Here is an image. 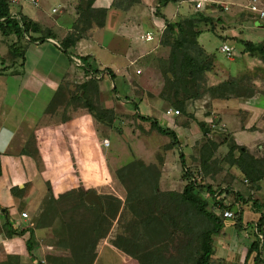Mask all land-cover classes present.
Here are the masks:
<instances>
[{"label": "crops", "instance_id": "crops-1", "mask_svg": "<svg viewBox=\"0 0 264 264\" xmlns=\"http://www.w3.org/2000/svg\"><path fill=\"white\" fill-rule=\"evenodd\" d=\"M27 1L31 3L29 0ZM112 1L94 0L92 8H102L108 11L111 8ZM138 1L142 7L145 2L155 1L157 7L158 0ZM69 2L60 0L61 9L68 11L67 14H72L68 15L67 22L61 20L59 22L53 21L50 19V15L42 10L31 14L30 18H23L20 16L21 12L13 8L12 14L18 13V18L23 19V21H30L32 26L33 24L40 26L35 31V37L32 36L34 30L31 27L28 35L20 40L21 45L25 46L22 61L8 52L5 39L12 35L7 37L0 35V215H3L6 219V223L0 222V247L4 252L5 258L9 259L8 264L36 263L34 255L31 252L28 253L22 245L26 239L22 238V236L7 237L4 233L6 224H9L11 229L16 232L31 227V224H29L28 227L20 229L19 224L24 220L19 217V204L23 205L24 203L27 204L26 202L28 201H35L47 191L54 197L52 187L43 169L40 152L46 149L51 152L57 151L54 130L61 132L63 145L66 148L65 151L71 161V171L74 172V176L83 186V189L73 196L93 191L100 201L97 192L99 191L101 196L118 201L120 209L125 207L124 200L126 195L124 194L122 199L121 196L114 194L113 186L116 183L115 180L118 182L112 176L115 170L109 171V166L106 161H103V158L108 154L113 141L111 138L114 126L121 128L123 134L129 135L126 132L128 131L127 129L131 128L127 125L122 127L123 122L115 121V119H121V116L125 115L126 112H133L134 114H131L137 120L138 114L152 118L159 127V122L162 123L165 129L174 133L176 147L184 146L187 149V146L189 147L193 142L192 140L200 136L202 138L200 140L201 143L203 139H206L203 129H210L211 137L217 138L218 133H222L224 136H228L236 146L245 148L254 158H260L262 155L260 151L262 152V146L264 145V106H262L264 96L259 95L253 87L251 91H248L243 96H230L224 100H210L207 96V99L196 100L197 111L192 115V118L188 117V119L184 120L177 118L178 115H165L164 112L166 110L173 109L162 111L158 99L151 100L152 98H149L145 100L146 97L140 98L137 96L138 100L136 102L130 99L133 103L126 101L118 105L119 102H114V100L119 101L121 97L117 94L123 95L126 90L128 93L132 90V80H135L134 72L137 69L134 70L132 75L131 67L146 52L147 47H150L152 42L158 40L160 34L155 26L164 28L167 21L172 22L170 19L179 16L186 17L188 13H192L190 0L173 3V7L169 3L166 6H170L171 9L168 10L165 9L166 6L158 8L160 9L159 15L155 8V11H153L154 16L151 14L152 8L147 15L132 8L129 10L128 8L127 10L116 8L117 11L125 13V18L130 16V12H134L137 17L146 19L150 26L149 30L143 29L144 34L151 33L153 36V41L145 42L140 38L144 34L140 35L136 40L140 43L134 45L133 37L129 35V32L119 31L120 43L116 46L117 50L112 49L110 42L104 44L96 36V30H103V27L90 29L85 37L73 46L69 45L67 47L68 43H65V34L70 31L73 20L78 16L77 12L75 14L77 4L75 7L70 5ZM31 4L36 5L37 0ZM18 7L20 9L19 5ZM50 13L59 12L52 8ZM127 25L131 29V24L127 23ZM47 33H51L52 39L47 37ZM112 34H118V32L115 31ZM13 38L15 37L13 36ZM29 38L36 41L27 42ZM39 39H42V42H37ZM12 43L14 42L12 41ZM66 44L67 46L62 48ZM62 49H65L67 54H64ZM81 57H86L87 64L100 73L98 72L93 77L91 72L87 70L86 72L88 73L85 72V69L81 66L82 64L77 67L73 60H79ZM18 65H20V72L13 74L18 71ZM104 69H109L112 79L104 72ZM245 69L250 70L247 67ZM136 73H139L138 70ZM92 78L97 83L98 93L97 95L92 93L90 99L99 96L103 103L102 110L110 111L113 115L110 116L112 120L110 124L112 126L105 128L106 131H104L106 133L102 131L105 134L108 132L107 136L110 139L108 140L109 146L106 149L100 146L99 132L91 115L79 110L81 108L79 104H85L88 101L86 98L90 91L85 92L87 96L81 90L77 95L73 92L74 85L82 84ZM60 85H63L60 95L64 94L66 100L62 104H56L52 110L48 111V106ZM68 93L70 94L69 99ZM148 96L151 97L147 94ZM260 98H262V102L258 105L257 100ZM134 104L137 107V112L133 109ZM204 108L206 113L203 114L202 110ZM212 120L216 122L215 126L210 125ZM98 121L100 125L108 126V124L101 122L99 119ZM140 122L142 126L146 125L149 128L147 122ZM140 124H137L136 128H144ZM72 126H75V128H72ZM43 136H47V139L43 140ZM136 136L137 134L135 136H127L126 144H129L130 141L132 143L138 142L139 139H136ZM48 137L50 142H47ZM39 139L41 140L42 150L39 148ZM217 139H211V141L216 142ZM164 140H167V145H169V139ZM91 144L93 145L92 148H88ZM236 155L237 153L234 152L233 157L235 158ZM169 156H171V153L165 155L159 169H156L158 171L157 191L159 195L163 192H172L177 193V196H179L178 194L181 193L185 183H180L182 186L180 192H174L169 189L164 190L165 186L162 185V180L172 176L174 173L175 165L181 168L180 161L177 165L175 164L177 163L176 160L174 161L173 157L168 158ZM34 158L39 161L38 166L35 165ZM131 161H128V163ZM76 162H80V164L77 165ZM219 165L222 170V179L226 183L223 187H228L229 189L221 193L223 199L220 209L230 211L233 214V218L222 219L219 217L218 212L212 211L214 217L220 220V227L218 232L211 236L212 250L208 264H264V239L262 241L259 238L264 230V176L256 182L254 187H251L240 172L230 166L226 160ZM201 167L202 169H198L199 174H201L198 176L199 180L203 177L211 179L213 175L207 171L209 166L204 165ZM168 179L165 181L167 186L169 185L167 183ZM190 181L197 183L193 178ZM43 187H46L44 191ZM105 188H108L111 192L105 194ZM12 189H15L16 193L13 194L11 192ZM200 197L206 201V209H208L212 204L208 200V194L202 193ZM153 200L163 202L160 196ZM159 209L160 213L156 222L162 219L179 220L182 218L183 207L180 213L172 216L163 214L161 205ZM226 221L229 222L226 223ZM41 231L40 229L32 230L33 237L37 235V232ZM25 235L28 236V233H25ZM148 237L149 235L140 245H112L109 242L108 235L97 243L94 258L89 264H141L142 258L144 259L146 254L153 249L161 250L159 252L160 258H163V256L180 258L187 253L198 252L200 247L199 239L180 242L178 245H148ZM182 243L194 244L195 248L181 249ZM177 249L179 253H176Z\"/></svg>", "mask_w": 264, "mask_h": 264}, {"label": "trees", "instance_id": "trees-1", "mask_svg": "<svg viewBox=\"0 0 264 264\" xmlns=\"http://www.w3.org/2000/svg\"><path fill=\"white\" fill-rule=\"evenodd\" d=\"M93 1L86 0L84 5H79L80 3L77 5L76 12L78 17L73 21L71 26L72 30L66 35L65 39V43H68V46L66 44L62 48H65V46L69 47V45L73 46L85 37L90 29L103 27L106 10L102 8L93 9ZM185 1L187 0H158L157 8L165 7L169 3L173 4ZM136 2L138 0H113L111 6L112 8H120L123 3H126V6H128ZM12 10V6L8 3V0H0V35L3 37L9 35L15 36L16 42L12 43L14 45L28 35L31 22H24L17 17V14H12ZM23 22L26 24L24 25ZM215 22V19L201 12H194V15L187 16L183 19L181 18L174 22H167L161 33L163 37L162 41L168 46L169 50L165 60H156L157 67L163 78L162 88L158 93L157 99L178 113H185L187 104L199 100L205 95L210 100H224L230 96L233 97L234 94L240 91H243V94L246 95L245 89L242 85L240 86L242 82L241 77H230L215 86H206V75L212 71L213 61L210 55L197 42V37L200 34L197 28L201 23L212 25ZM47 37L52 39L53 36L48 34ZM35 41L29 38L27 42ZM37 42H42V39H39ZM241 44L247 54L251 56L259 55L260 59L264 60V44L252 45L246 42H241ZM12 47L9 46L8 52L22 61V53L25 46L19 45L15 48ZM62 52L67 54L65 49H62ZM86 59V57L79 59L82 68L85 69V72L86 70L91 72L92 76L95 77L99 71L87 64ZM104 72H106L110 79L113 78L109 69H104ZM62 89L63 85H60L48 106V111L51 109L53 102L60 97ZM78 90L84 91L85 96H87L85 92H96L97 86L95 79L92 78L80 84ZM238 93L234 97H238ZM133 109L137 112L135 104L133 105ZM92 111L96 119L108 123V125L111 123L110 116L112 114L110 111H97L96 109H92ZM106 115L109 116L106 117ZM137 118L139 121L147 122L149 128L158 135L168 138V146L172 148L177 146L172 131L159 127L157 122L152 118L139 114ZM203 130L206 136L211 133L210 129ZM222 141L225 142V139H222ZM230 144L232 146L227 147L226 162L236 168L248 181L249 185L254 187L256 182L264 176V145L262 146L263 153L261 157L254 158L245 148L236 146L233 142H230ZM216 147L217 144L213 141L205 140L200 149V153H204V150L206 153H204V156H201V166L209 162L210 154ZM234 152L237 153L235 158L233 157ZM179 160L183 170V158L181 155H179ZM137 174L142 178L141 183L145 184V186L148 185V190L142 193L141 190L143 187H141L138 190L134 188L132 191H127L124 200L125 207L123 209H120V203L115 199L100 200V208H98L94 205L87 206L83 202L84 194L73 196L74 205H72L70 211L76 213L83 210L84 213H89V218L81 225L82 228L79 229L80 234L75 233L74 229H72L73 231L69 230L67 240L62 245V248L69 250V254L74 262L71 264H89L94 258L97 243L109 235L114 222L118 226L120 234L117 235L114 233V237V234L109 235L108 239L112 245H140L148 235V245H178L182 240H200L198 252L187 253L180 258H175L176 256H171L170 258L163 256L162 259H165L161 260V255L159 254L161 250L153 249L146 254L144 259L142 258L141 264H154L155 262L180 264L179 261L184 264H208L212 250L211 236L216 234L220 227V220L214 217L212 211L216 205L219 208L221 207V201L223 199L221 194L212 192L208 186L204 187V185H198L197 183L189 181L177 197L183 207L182 218L179 220L162 219L156 222L160 209L153 199L159 196L157 191L158 171L154 167L146 166L138 160H132L125 166L114 171V176L120 183H122L123 177L127 176L128 182L134 185L139 184L137 183ZM67 175V172L64 171L55 177L56 184L51 186L55 199L69 197V194H64L61 190L60 194L58 193L60 182L66 180L68 178ZM69 180L71 185H67L70 186L66 187L67 189L76 187L78 188V192L83 189L82 184L74 176L72 178L69 177ZM11 192L13 194L16 193L15 189H12ZM202 193L208 194V200L212 202L210 205L211 208L209 206L206 209L207 203L200 197ZM54 204L52 200H49L48 207L46 208L48 211L45 210L41 217L38 216L33 224L31 223L30 228L16 232L11 229L9 224H6L5 236H22L28 233L29 238L25 241V249L28 253L32 252L29 244V241L33 237L32 230L46 229L51 226L53 219L52 210L54 209H51V207ZM194 248V244H181V249ZM176 253L179 252L176 250ZM62 259L64 258L56 257V264H61ZM35 264L40 263L36 260Z\"/></svg>", "mask_w": 264, "mask_h": 264}, {"label": "rangeland", "instance_id": "rangeland-1", "mask_svg": "<svg viewBox=\"0 0 264 264\" xmlns=\"http://www.w3.org/2000/svg\"><path fill=\"white\" fill-rule=\"evenodd\" d=\"M13 1L15 2L13 3ZM67 1H70L69 2L70 5H74L76 7V4L78 5L79 3H80L79 5H84L86 0H67ZM214 1H229V0H214ZM8 3L12 6V9L15 8V10L21 12L20 16L23 18H30L31 14L36 13L40 10H42L43 12L44 11L47 12L48 15H50V19L58 22L59 20L67 22V19L69 18L68 15H72V14H67L68 11L66 12L65 10L61 9L62 5L60 3V0H37L36 5H32L27 0H8ZM18 5L20 6V9ZM126 5H127L126 3H123L120 6V8H124V10L125 9L127 10V8L128 10L132 8L135 11L139 10V12L145 13V15L149 14L150 9L152 8L151 14L153 16H154L153 11H155L156 8L158 15L160 13V9L156 7L155 1L145 2L143 7L139 3V1L134 4L132 3L131 5L128 6ZM171 6L173 7L172 4ZM52 8L59 13L51 14L50 10ZM165 9L168 10L171 8L170 6H166ZM165 9L163 10L166 11ZM236 11L237 10L232 9L231 12L228 14L220 13L219 9L217 8L213 9L212 12H209L206 9L205 11H203L204 15L216 20V22L212 25H209L207 23H201L197 28L200 31V34L197 37V42L200 45V47H202V49H204V51L210 55L213 61V69L209 74L206 75L205 83L207 87H212L224 80L229 79L230 77H234L237 75L236 77H241L242 82L240 86L242 85V87L246 91V94L248 91H251V88L253 87L254 90H256L259 95L264 96V60L260 59L259 55L251 56L247 54L241 44V42L242 43L246 42V43H251L252 45H258V44L263 45L264 36L263 33L259 30L257 23L249 22V20L245 16L241 14H237ZM75 14H76V9H75ZM135 14L134 12H130V16L129 17L127 16L125 18L126 15L124 12H119L116 10V8H112L111 6V8H109V10L106 11L103 30H96V36L104 44L110 42L111 43L110 46L112 45V49L117 50L116 46L119 45L120 43L119 31L120 32L127 31L129 32V35L133 37L134 45H137L140 42L136 40L140 35L144 34L143 31L144 28H146V30H149L150 23L144 18L142 19L140 17H137ZM190 15H194V12L192 13L190 12V14L188 13L187 16ZM77 17L78 16H76V18ZM181 18L183 19L185 17H180V16L175 17L173 19H170V21L174 22ZM127 23L131 24L132 31L130 29V26L127 25ZM137 23H139L140 25ZM25 24L26 23H24V25ZM31 27L32 30H34L32 36L35 37L36 36L35 31H37L40 28V26L35 24H33L32 26L31 24L29 30H31ZM70 30H72L71 27ZM115 31L118 32V34H112V32ZM69 33L70 31L65 34V39H66V35ZM48 34L51 33H47V35ZM161 35L158 37V40L152 42L150 47H147L146 52L142 54L141 57L136 62H134V65L131 67L132 75L134 70L136 69L138 70L139 73H136L137 70L134 72L135 80L134 81L132 80V90L129 91L130 93H128L126 90V93L123 94L125 95L124 97H122L123 96L122 94L121 95L117 94L118 96H121L119 101L114 100V102H119L118 105L123 104L124 102H126V100L129 102H132L131 100H134L136 102L138 100L137 96H139L140 98L146 97L145 100H148L149 98L150 99L152 98L151 100L157 99L158 93L162 88L163 78L157 67L156 60L158 59L165 60L167 58L168 50H169L168 46L163 43L162 41L163 37ZM5 40L8 48L9 46L10 47L13 46L12 48H15L19 45L22 46L20 42L14 45L12 44V41L14 43L16 42V38H13V35L7 37ZM224 42H226V44H228L235 53L234 58H232L231 60H228L224 55L219 53V47ZM23 55H24V51L22 53V58ZM246 67L249 68L250 70L245 69ZM17 68L18 71L13 74H17L20 72L19 70L20 67ZM79 85L76 84L73 87L74 89L73 92L75 94H78L80 92L78 90ZM117 92L119 93L118 89ZM92 93H95L97 95L98 90L96 92L90 91L88 97L86 98V100L88 101L85 104L83 103L79 104V107H81L79 108V110L85 113H89L92 117L93 122H95L96 124V128L97 131L99 132V135L104 136L108 140H110L109 137L107 136L108 132L107 134H105L106 133L105 128L106 127L110 128L112 124L108 126H104V125L102 126L99 124L100 122L98 121V119L95 118L92 109H96L97 111H103L102 110L103 103L99 99V96H97V98L90 99ZM237 93L234 94L233 97L236 96ZM147 94H149L151 97L149 96L147 97ZM67 95L69 99L70 94L68 93ZM127 95L128 97H126ZM238 95L243 96L244 95L243 91H240ZM202 98L207 99V96L205 95ZM65 100H66V96H64V94L60 95V97L57 98L55 102H53V104L51 105V109L49 110H52L56 104L64 103ZM159 102L161 104L160 109H162V111L166 109H170V107H168L164 102L160 100ZM261 102H262V98L257 100L258 105L261 104ZM263 104L264 103H262V106H264ZM196 105L197 104H195V101L187 104L185 113L180 112L177 118H179L180 120L181 119L184 120L186 118L188 119V117L192 118V115H194L195 111H197ZM129 107L131 109L130 104ZM131 113L133 112L130 111L126 112L125 115L121 116V119H115V121L121 123L123 122L124 124L122 125V127H124V125L129 126V128L131 129H127L128 131L126 133L133 136L137 134L136 139L138 138L139 140L138 142H133V143L130 141L129 144H126L127 136L129 135L123 134V130L121 128H119L118 126H114L112 131V138H111L113 141L108 150V154L103 158V161H106L107 165L109 166V171L111 170L114 171L125 166L130 160H138L141 161L146 166L149 167L152 166L154 167V169H159L162 160H164L163 158L167 153L168 154L171 153V156H169L168 158L173 157L174 161L176 160L177 162L175 164L178 165L180 161L179 155L182 154L181 156L183 158L182 162L184 169L181 170L180 167L178 166L176 167L175 165V171L172 174V176H168L166 179L162 180L163 182L162 185L165 186L164 190L169 189V190H173L174 192H180L182 189L180 183L181 182L185 183L184 184L185 186L186 184L189 183L191 178H193L198 183V185H204V187L208 186L209 189L215 193L218 192L221 194L223 191L229 190L228 187L226 188L223 187L226 183L224 182V179H222V170H221V166L219 165L222 164L224 160H226L227 147L232 146V144H230V142L232 141L229 139L228 136H224V134L218 133L217 135L218 136L217 138L219 139L218 140L214 136L211 137L210 134L207 136L204 135L206 139H203L201 143L200 140L202 138L200 136L199 138L192 140L193 142L189 147L187 146V149L184 146L176 147L174 149V147L172 148L167 145V140H164L167 139L166 137H163L164 138L163 139L162 136L160 137L159 135H157L154 131L146 127V125L142 126V124H140L141 122L134 117L133 115L134 113L133 114ZM202 113L203 114L206 113L205 108L204 110H202ZM107 116L109 115H106V117ZM214 120L211 121L210 125L212 126L216 125V122H214ZM189 123H194V122H189ZM137 124H140L144 128L142 129L136 128ZM159 125L160 127L164 128L162 123L159 122ZM73 127L75 128V126H72V128ZM54 131H55L54 136L56 138L57 151L51 152L48 149L43 151L41 149V140L40 139L38 140L39 148L42 150L40 151L42 156L41 161L43 163L44 172L51 186L53 184H56V181L54 179L57 175H59V173H62L64 171L67 172L68 178L60 182V186L58 187V193L60 194V190H61L62 193L69 194V197L64 199H60V198L55 199L47 191L41 198H38L35 201H30V202L28 201L29 203L26 202L27 204L24 203L25 205L19 204L20 213L25 212L27 214V219H25L22 223L19 220L18 222H20L19 224L20 229L28 227L29 224L31 223L33 224L34 220H36L38 216L41 217L44 214L45 210H47L46 208L48 207V201L52 200L55 204L53 207H51V209L54 208L52 210L53 219L51 222V226L46 229H40L42 231L37 232V235L32 237V239L29 241V244L32 248L31 253L32 255H34L35 259L39 261L40 264H56L55 259L58 256L64 258L62 259L63 261L61 262V264H71L74 262L69 254V250L67 249L68 250L67 251L64 248H62V245L67 240V233L69 230L74 229L75 233L80 234L79 229L82 228L81 225L85 223V220H88L89 213L87 212L84 213L83 210L81 212H76V213H74V211H70L72 209V205H74L73 195L78 193V188L76 187H72L69 189L66 188V187H70L67 186V185H71L69 177L72 178V176H74V173L73 171H71L72 165H71V161L68 158V154L65 151L66 150L65 145H63L62 134L59 130H54ZM102 131H104L105 133ZM46 139L47 136H43V140ZM211 139L213 140L217 139L216 142H214L215 144H217V147L210 154L209 162L204 165L209 166L207 171L208 173H212L213 176L211 179L209 177H205L206 179L203 177L201 180H199L198 176H200L201 174H199L198 169L199 170L200 168L202 169L201 156H204L206 154L205 150H204L205 154L200 153V149L202 147V144L205 142V140L211 141ZM222 139H225V142L222 141ZM47 142H50V138L48 139ZM92 146L93 145L91 144V146H89L88 148H92ZM260 153L263 152L260 151ZM34 159H35V165L38 166L39 161L38 160L36 161V158ZM76 164L78 165L80 164V162H76ZM112 176L113 178H115L114 175ZM136 178H137V183H139L137 185L128 182L127 176L123 177L122 183H120L119 181L117 182L115 178L114 180L116 183L113 186L114 194L121 196L123 199L124 194L126 195L127 191H132L134 188L135 190H138L141 189V187H143L141 192L145 193L148 190V185L145 186V184L141 183L142 178L139 174H137ZM167 179H168L167 183H169L168 186L166 185L165 182ZM45 188L43 187V191L45 190ZM104 191L103 192L105 194L111 192L110 190H108V188H105ZM97 192L100 200L108 199L106 197L101 196L99 191ZM159 196L162 198L163 201H165V199L168 197L171 198L178 197L177 193H172V192H163ZM154 201L157 203L158 205L157 207L160 208L162 202H158L156 200ZM0 216H1L0 222L6 223V219L3 217V215ZM228 222L229 221H226V223ZM114 233H116L117 235L120 234V232L118 231V226H116L115 223L112 225L109 235L110 234L112 235ZM26 235L23 234L22 238L28 239L29 237ZM114 236L115 234L113 235V237ZM180 242H185V240H182ZM25 243L26 242L22 244L24 248H25ZM177 251L179 250L177 249ZM67 256H69L70 258ZM160 259L164 260L165 258L164 259L160 258ZM8 260L7 258H5L4 252L1 250L0 247V264H8ZM179 263L184 264L180 261ZM155 264H169V263L159 262Z\"/></svg>", "mask_w": 264, "mask_h": 264}, {"label": "built area", "instance_id": "built-area-1", "mask_svg": "<svg viewBox=\"0 0 264 264\" xmlns=\"http://www.w3.org/2000/svg\"><path fill=\"white\" fill-rule=\"evenodd\" d=\"M31 3H35L36 0H29ZM191 10L192 12H201L205 11V9L209 12H212L213 9H219V12L222 14H228L232 9L237 10V14H241L245 16L249 22H255L258 24L259 30L263 33L264 36V0H229V1H214V0H190ZM158 33L161 35V32L164 30L163 27H157ZM145 42L153 41V36L151 33H146L142 37ZM219 53L224 55L227 59L231 60L234 58L235 53L233 49L226 44V42L222 43L219 47ZM74 64L79 67L80 61L78 59L73 60ZM82 66V65H81ZM165 115H174L177 116L179 113L176 110H166L164 112ZM99 143L103 149L108 148L109 141L106 137L99 135ZM162 213L167 216H172L181 212L182 204L178 198L168 197L165 201L162 202ZM214 212L219 213V217L222 219H232L233 214L227 210H221L217 205ZM21 220L27 219V214L21 212L19 214ZM260 240L264 239V230L261 232L259 236Z\"/></svg>", "mask_w": 264, "mask_h": 264}, {"label": "water", "instance_id": "water-1", "mask_svg": "<svg viewBox=\"0 0 264 264\" xmlns=\"http://www.w3.org/2000/svg\"><path fill=\"white\" fill-rule=\"evenodd\" d=\"M83 202L87 206H96L100 208V201L98 199V196L93 191H87L83 196Z\"/></svg>", "mask_w": 264, "mask_h": 264}]
</instances>
